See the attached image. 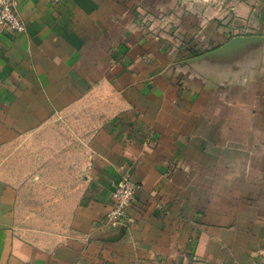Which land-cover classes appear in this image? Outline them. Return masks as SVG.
I'll return each instance as SVG.
<instances>
[{
  "label": "crops",
  "instance_id": "crops-1",
  "mask_svg": "<svg viewBox=\"0 0 264 264\" xmlns=\"http://www.w3.org/2000/svg\"><path fill=\"white\" fill-rule=\"evenodd\" d=\"M15 9L24 32H0V264H264V0ZM123 175L126 224L103 227Z\"/></svg>",
  "mask_w": 264,
  "mask_h": 264
},
{
  "label": "built area",
  "instance_id": "built-area-1",
  "mask_svg": "<svg viewBox=\"0 0 264 264\" xmlns=\"http://www.w3.org/2000/svg\"><path fill=\"white\" fill-rule=\"evenodd\" d=\"M24 29V22L15 9V0H0V32L7 30L11 33H21ZM136 188V183L126 175L115 182L110 192L107 210L101 219L103 227L115 229L126 224L127 212L134 201Z\"/></svg>",
  "mask_w": 264,
  "mask_h": 264
},
{
  "label": "rangeland",
  "instance_id": "rangeland-1",
  "mask_svg": "<svg viewBox=\"0 0 264 264\" xmlns=\"http://www.w3.org/2000/svg\"><path fill=\"white\" fill-rule=\"evenodd\" d=\"M7 171L12 177L16 190L19 192V142L7 151Z\"/></svg>",
  "mask_w": 264,
  "mask_h": 264
},
{
  "label": "water",
  "instance_id": "water-1",
  "mask_svg": "<svg viewBox=\"0 0 264 264\" xmlns=\"http://www.w3.org/2000/svg\"><path fill=\"white\" fill-rule=\"evenodd\" d=\"M122 226H125V225H122ZM121 227V226H120Z\"/></svg>",
  "mask_w": 264,
  "mask_h": 264
}]
</instances>
